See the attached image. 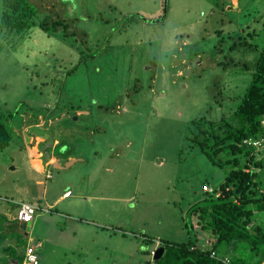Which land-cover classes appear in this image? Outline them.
<instances>
[{
  "label": "rangeland",
  "instance_id": "obj_1",
  "mask_svg": "<svg viewBox=\"0 0 264 264\" xmlns=\"http://www.w3.org/2000/svg\"><path fill=\"white\" fill-rule=\"evenodd\" d=\"M32 1L74 33L48 36L32 27L19 36L0 30V106L10 113L13 133L0 150V204L10 198L32 200L17 189H24L25 179L32 186L35 177L45 178L27 166L21 130L30 122L46 127V115L57 117L44 132L77 154L71 168L45 179L49 194L70 174L87 175L84 169L95 155L98 164L110 169L92 173L100 178L96 184L111 181L110 186L103 183L101 193L113 197L112 222L120 230L110 245L91 246L100 248V264H153L155 250L153 256L150 250L160 240L196 238L199 247L213 248L202 245L200 239L213 235L200 230L188 209L200 202L201 183L217 187L231 165L215 164L188 147L187 125L202 116L218 120L235 108L237 98L229 96L245 91L251 72L240 67L253 64L257 49L230 50L228 43L246 36V24L258 32L256 40L247 41L263 42L264 0ZM217 30L225 32L223 39ZM220 156L225 160L229 155ZM260 177L264 186V174ZM38 189L41 193L42 186ZM254 219L264 228V211L254 212ZM6 233L22 254L30 243L27 236L18 243V231ZM37 233L28 232L34 245L43 242ZM246 245H237L241 255L247 264H257L255 250ZM55 249L50 255L62 253ZM215 250L218 254L210 255L216 258L236 255L232 245Z\"/></svg>",
  "mask_w": 264,
  "mask_h": 264
},
{
  "label": "trees",
  "instance_id": "obj_2",
  "mask_svg": "<svg viewBox=\"0 0 264 264\" xmlns=\"http://www.w3.org/2000/svg\"><path fill=\"white\" fill-rule=\"evenodd\" d=\"M35 3L32 0H0V30L19 36L27 35L32 27H38L48 36L56 35L58 32L62 36L74 33L68 29L67 22L59 17L54 19L52 15L42 11L41 5L37 7L38 4ZM224 6V2H220L221 11L224 10ZM251 27L246 24L242 28L246 36L234 37L227 47L230 50H239L243 47L257 49L253 64L249 66L245 62L240 67V70L251 72L250 82L245 91L236 96H229L232 99L237 98L235 108L229 115L218 120H210L202 116L191 120L187 125L188 134L185 141L188 147L204 153L215 164L222 165L224 162L231 165L224 180L217 187L212 188V191L204 190L203 185L206 183H201L200 202L189 206L188 209L190 217H195L196 222L200 224V230H209L212 233L213 237L209 244L213 248L199 247L196 238L193 240L189 238L186 242L160 240L159 244L164 251L153 264H247L246 258L238 255L230 256L228 262L222 260L223 255L219 258L210 255L212 251L218 254L215 252L217 245L228 246L232 243L247 244V250L254 249L256 256L264 257V228H261L254 219V212L264 211V186L260 177V174H264V123L262 122L264 121V40L263 42L258 40L257 43L248 42L247 37L256 40L255 36L258 34L256 28ZM231 32L233 31H229V34ZM216 33L220 38H224L223 30H217ZM231 36L230 34L228 37L232 38ZM9 119L10 113H4L0 106V150L8 146L12 140L13 133L11 124L8 123ZM256 140L260 141L258 145L248 142ZM224 153L229 155L224 158L225 160L220 156ZM216 193L219 195L216 196ZM6 219L7 217L0 215V229L1 223ZM9 224L5 226L14 232L17 221L12 220ZM22 231L25 236L28 235L29 231L27 233L25 229ZM5 237L7 233H2L0 230V243ZM18 238V243H22L23 235L19 232ZM145 239L150 238L145 237ZM1 249L8 250L10 254L16 256L17 264L23 263L26 246L22 254H14L15 249L10 246H2ZM34 253L39 264L35 246ZM1 261L0 264H9L4 257H1Z\"/></svg>",
  "mask_w": 264,
  "mask_h": 264
},
{
  "label": "crops",
  "instance_id": "obj_3",
  "mask_svg": "<svg viewBox=\"0 0 264 264\" xmlns=\"http://www.w3.org/2000/svg\"><path fill=\"white\" fill-rule=\"evenodd\" d=\"M45 118L46 127L38 124V122H30L27 127L21 130L22 135L26 133L23 135L22 145L29 157L27 166L32 172H35L36 175L42 174L45 179H52L55 172L59 175V172L61 173L64 169L73 166L77 152H69V146L66 142L60 141V138L56 137L50 141L52 137L49 139L44 131H49L47 127L53 125L57 117L46 115ZM33 123L34 127L30 126ZM53 131L54 129L51 132ZM32 132L33 134H31ZM31 141L32 143H30ZM56 149L58 150V156L55 155ZM93 152L91 151V154ZM109 153H111V150H109ZM44 156L47 157L43 158ZM96 157L97 155L93 156L92 165L84 169L88 178H86V173H83V180V175L74 172L63 183L54 184L50 194L48 192L49 187H46L45 179L43 180L39 176L35 177L32 186L25 179L23 182L25 185L24 189L21 187L17 189L16 192L18 193L30 195L32 200L27 202L34 203L38 208H42L41 210L38 209L33 216L30 229L32 231L36 229L40 238H43V242L41 243L40 241L34 245L32 237H28L29 234L27 235L31 245L38 249L39 264H55L57 262L74 264V261L76 262L75 264H89L91 262L100 264L101 255L98 253L100 248L95 251L91 249V246L93 248L98 247L100 242L110 245L109 242L112 235H115L116 231H120L118 226H115L117 224L112 222L116 218L115 206L112 207L113 197L101 193L103 183L110 186L111 181H103L101 179V185L100 183L96 184V179L100 181V178L92 176L93 172H101L103 168H107L105 169L106 171L110 170L108 167H104L102 162L98 164V161L95 160ZM40 186H42L41 193L37 192ZM67 190H71V194L65 196L64 192ZM20 201H26V199L10 198L7 199L9 204L5 203L4 206L3 203L0 204V215L7 217L1 223L0 230L2 233L10 231L5 225H10V221L14 220L15 207ZM103 201H108L109 203L103 204ZM19 227L20 224L17 222V227L14 231L24 235L22 227ZM210 239L204 238L200 239V241L204 246L209 244ZM231 245L235 249L233 250L234 253L241 257L242 250L238 247L240 244L237 246V244L232 243ZM2 246L13 247L15 249L14 254H20L16 242L9 240L7 237L3 239L0 243V253H2L0 261L1 257H4L9 264H17L16 256L10 254L8 250H2ZM55 247L61 248L62 253L50 255L55 252ZM40 248L44 249L40 251ZM70 248H73V250H70ZM75 250L77 254H75ZM227 256L230 258L228 253L223 255L224 258L228 259ZM256 257L259 258L257 264H264V257L260 258V255Z\"/></svg>",
  "mask_w": 264,
  "mask_h": 264
},
{
  "label": "built area",
  "instance_id": "obj_4",
  "mask_svg": "<svg viewBox=\"0 0 264 264\" xmlns=\"http://www.w3.org/2000/svg\"><path fill=\"white\" fill-rule=\"evenodd\" d=\"M264 123V121H263ZM250 140V139H248ZM247 141V140H244ZM249 143H252L253 145H258L260 141H248ZM203 189L206 191H212V187H210L208 184L203 185ZM70 191H66L65 195H69ZM216 196L219 195V193L215 194ZM36 206H34L31 203L28 202H20L16 208V218L20 221H30L32 219L33 214L36 211ZM154 253V250L151 251V255ZM214 254V252H211ZM213 256V255H211ZM222 260L228 262L227 258H223ZM24 262L26 264H38L37 256L34 253V247L33 246H27L25 250V259Z\"/></svg>",
  "mask_w": 264,
  "mask_h": 264
},
{
  "label": "water",
  "instance_id": "obj_5",
  "mask_svg": "<svg viewBox=\"0 0 264 264\" xmlns=\"http://www.w3.org/2000/svg\"><path fill=\"white\" fill-rule=\"evenodd\" d=\"M21 227H22V229H25L26 230V233H27V231H29V229H30V222H24V223H22V226ZM163 251H164V248L161 245H159L158 247H156L155 254L153 256V260L159 259L162 256Z\"/></svg>",
  "mask_w": 264,
  "mask_h": 264
},
{
  "label": "clouds",
  "instance_id": "obj_6",
  "mask_svg": "<svg viewBox=\"0 0 264 264\" xmlns=\"http://www.w3.org/2000/svg\"><path fill=\"white\" fill-rule=\"evenodd\" d=\"M262 122H263V120H262ZM67 191H70V194H71V190H67ZM66 192V191H65ZM65 192H64V195H65ZM65 196H68V195H65ZM20 202H26V201H20ZM20 202H18L17 204H16V207H15V212H14V220H16L19 224H20V227L22 226V223H24V221L22 222V221H20V220H18L17 218H16V208H17V206H18V204L20 203ZM29 203V202H28ZM31 204H33V203H31ZM34 206H36L35 204H33ZM37 208H36V211H35V213L33 214V216L36 214V212L38 211V209L39 210H41L42 208H38V206H36ZM33 216H32V218H33ZM31 221H32V219L30 220V221H27V222H30V224H31ZM158 245H160L159 244V242H158ZM27 246H33V245H31V244H27ZM26 246V247H27ZM34 247V246H33ZM156 248H152L151 250H150V254H151V251L152 250H155ZM153 256V255H152ZM23 263L25 264V262H24V260H23Z\"/></svg>",
  "mask_w": 264,
  "mask_h": 264
}]
</instances>
